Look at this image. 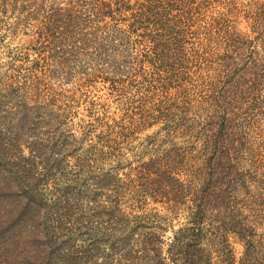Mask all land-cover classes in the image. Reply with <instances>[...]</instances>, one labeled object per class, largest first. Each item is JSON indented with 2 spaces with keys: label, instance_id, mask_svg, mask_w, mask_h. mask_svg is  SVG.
Here are the masks:
<instances>
[{
  "label": "trees",
  "instance_id": "16d2710c",
  "mask_svg": "<svg viewBox=\"0 0 264 264\" xmlns=\"http://www.w3.org/2000/svg\"><path fill=\"white\" fill-rule=\"evenodd\" d=\"M239 1L0 0V30L31 37L0 63V156L39 135L30 164H11L23 200L10 229L31 239L41 215L49 234H76L86 263L73 264H264V2ZM97 83L115 112L90 99ZM160 124L166 140L195 133L185 154L156 150L120 176L135 135ZM149 202L185 212L170 241Z\"/></svg>",
  "mask_w": 264,
  "mask_h": 264
},
{
  "label": "rangeland",
  "instance_id": "374dc122",
  "mask_svg": "<svg viewBox=\"0 0 264 264\" xmlns=\"http://www.w3.org/2000/svg\"><path fill=\"white\" fill-rule=\"evenodd\" d=\"M249 1L250 0H240L239 6L246 7L248 6ZM258 1L260 3L264 2V0ZM244 19V16H241V24L239 28L242 32L247 31V23ZM30 41L31 37L25 36L20 31L10 34L6 33V30L2 28V30H0V63H7V61H9L8 52H15L22 46L26 47L30 44ZM29 55L30 59H33L35 56L31 52H29ZM16 64L20 63L18 62ZM2 70H5V68ZM95 87L96 89H93L92 93L90 94V99L96 100V102L99 104H109L111 113L115 112V108L117 107L116 101L110 100V96L108 95L109 92L106 88L107 86L97 83ZM75 88L76 87H73V81H70L66 87L68 91L74 90ZM81 89H83V87ZM77 100L78 103L80 100L81 102L74 111L78 112L79 119L86 120V107L82 102V97L78 96ZM117 116H119L118 113L115 117ZM70 121L77 123L78 119L72 117L69 122ZM70 124L71 122L68 125L70 126ZM68 125L57 127V131H68ZM159 127H161V124L146 128L135 135V138L130 145V151H125L123 158H121V163L124 165L122 168L125 169L118 172L120 176L122 173H126V170H129L127 168V164H129L130 168H134L141 162H147L151 157H153V154L155 155L154 152L156 150L163 151L164 149L169 148L172 151L180 152L181 155L185 154H182V151L186 149V143L192 141L191 138L195 135V133L191 135V133L185 131L186 135L178 134L173 136V139L166 140L163 138L164 133L163 131L159 130ZM35 136H39L38 132L37 135L33 134V136H31L28 132H22L21 136L17 139L21 145L9 149L7 154L4 153L2 156H0V264H73L76 263V258H79L81 259V262L86 263L85 255H82L79 251L80 247L82 246L81 241L83 238L80 240V237H77L75 234L74 237L70 236L69 239L63 237L59 230L52 232L53 234H49L46 228L43 226V223L46 222V219L44 217L42 218L41 215H37V217L33 220L35 224L31 225V223H29V228H27V230L35 234V236H32L31 239H28L26 236V233L29 232L25 233L24 229H20L22 228L21 223H18V225L10 229L9 224L15 221L13 218L17 215L19 211V203H21L23 200V198L20 196V190L13 179L16 174L14 173V169L11 164H16L19 162L25 165L30 164L29 161H31V159L29 157V149L31 145H34V142H37ZM154 145L156 146L154 147ZM157 146V149H153V147L156 148ZM179 162L185 163V158L181 159ZM103 169H107V166L103 167ZM34 170L38 171L36 167ZM37 190L39 189H36V191ZM91 194L92 193H90V195ZM96 194L97 195L94 196L96 200L100 202L106 201V191L102 193L104 195L102 197L101 195L98 196L99 192ZM122 201L126 204H131L134 200H132L128 194ZM148 204L149 205L146 206L147 210H151V213L152 209L158 210L159 215L163 216L165 219H168L169 225L167 228H164L163 221L161 222V228H164V232L162 231L161 235H163V238L167 240V242L170 241L173 233L185 223V212L180 209L174 214L169 212L165 213L164 207L161 204L150 202ZM34 212H36V210ZM134 213H136V211ZM49 227L50 223L48 222V228ZM14 228H18L17 233H13ZM84 230L85 229L81 226L75 233H84ZM141 230H143L142 227ZM83 237H85V235H83ZM52 239L59 244H55V246L52 245ZM229 242L230 249L233 251L235 256L239 258L242 251L241 245L237 244L232 238H229ZM104 244L105 242L102 243V245ZM103 252L104 254L108 253V249L106 248L104 250L102 247H99L89 255L97 258V263H101L102 260L100 258L102 257ZM215 256L216 254L213 253V262H216Z\"/></svg>",
  "mask_w": 264,
  "mask_h": 264
}]
</instances>
